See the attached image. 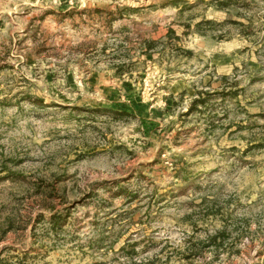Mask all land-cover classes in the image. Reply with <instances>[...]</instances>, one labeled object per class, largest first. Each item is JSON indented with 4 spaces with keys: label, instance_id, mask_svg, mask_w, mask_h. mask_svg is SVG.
<instances>
[{
    "label": "rangeland",
    "instance_id": "obj_1",
    "mask_svg": "<svg viewBox=\"0 0 264 264\" xmlns=\"http://www.w3.org/2000/svg\"><path fill=\"white\" fill-rule=\"evenodd\" d=\"M234 3L0 0L1 263L264 264V0Z\"/></svg>",
    "mask_w": 264,
    "mask_h": 264
},
{
    "label": "trees",
    "instance_id": "obj_2",
    "mask_svg": "<svg viewBox=\"0 0 264 264\" xmlns=\"http://www.w3.org/2000/svg\"><path fill=\"white\" fill-rule=\"evenodd\" d=\"M214 3L216 4V8L218 10H223V11H229L231 9L235 8V4L234 0H213ZM204 23L208 24V25H213L216 26L218 24H216V22L214 21H205ZM202 24L200 23L198 26L200 27ZM197 103H204V101H197ZM116 112V111H115ZM119 114H126L124 112H121ZM51 223L53 224V227L56 229L57 227H61L62 223L65 221L64 220V216H58L56 214L52 215L51 219H50ZM1 263V262H0ZM3 264V263H1Z\"/></svg>",
    "mask_w": 264,
    "mask_h": 264
}]
</instances>
